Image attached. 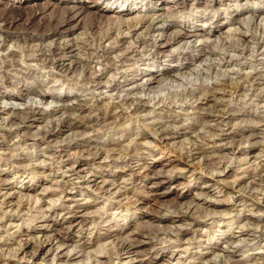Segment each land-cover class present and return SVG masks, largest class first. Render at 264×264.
Masks as SVG:
<instances>
[{
  "label": "rangeland",
  "instance_id": "rangeland-1",
  "mask_svg": "<svg viewBox=\"0 0 264 264\" xmlns=\"http://www.w3.org/2000/svg\"><path fill=\"white\" fill-rule=\"evenodd\" d=\"M161 1L0 0V264H264V0Z\"/></svg>",
  "mask_w": 264,
  "mask_h": 264
},
{
  "label": "bare ground",
  "instance_id": "bare-ground-1",
  "mask_svg": "<svg viewBox=\"0 0 264 264\" xmlns=\"http://www.w3.org/2000/svg\"><path fill=\"white\" fill-rule=\"evenodd\" d=\"M165 2V0H162L161 1V3H162V5H166V3H164ZM232 4V3H231ZM236 4H237V2H236ZM235 4V5H236ZM230 4H228V6H229ZM227 6V7H228ZM162 7H165V6H162ZM171 6H169V7H166L167 9L168 8H170ZM229 8V7H228ZM97 9H99L98 7H97ZM104 10H112V6L110 5L109 7H106V9H104ZM233 11H237V14H240V12H238V9H233ZM118 12V14L114 17L115 19H117V22H119L120 20L122 21L124 18H122V17H120L121 15H123V14H121V13H119L120 11H117ZM129 12V10H126V13H128ZM97 14H98V12H96ZM261 13V12H260ZM260 13H257L256 15L257 16H260L261 14ZM264 14V13H263ZM100 17H106V15H104V14H98ZM255 15V14H254ZM154 15H151V16H149V15H142L141 17H140V15H139V17L134 21V17H131L132 19H131V21H126V25H129V27L131 26L129 23L130 22H132V21H134L133 23V27H134V29H136V31L137 30H140V31H143V30H145V32H147V33H149V32H151L152 30H154V29H156L157 28V26L156 25H158L157 24V19H156V17H153ZM64 18V17H63ZM62 18V19H63ZM110 18H112V17H110ZM114 18H112V19H114ZM136 18V17H135ZM130 20V19H129ZM121 21L119 22V23H117V24H120L121 23ZM240 21V20H239ZM66 22H67V20L65 21L64 19L63 20H57L56 19V24H55V30H52V31H50V33H55L56 31L57 32H59V30L62 28V27H64L65 25H66ZM163 22V21H162ZM116 24V25H117ZM54 29V28H53ZM128 29V28H127ZM131 29V28H130ZM133 29V30H134ZM139 31V32H140ZM130 33V32H129ZM256 33V32H255ZM134 34H138V32H135ZM180 33L178 32L177 33V35H179ZM236 34V33H235ZM237 36H238V39L240 40V41H244V40H241L240 39V37L241 36H246V32L245 31H239V32H237V34H236ZM125 36V35H124ZM108 37V36H107ZM139 39H141V37H140V35H138L137 36ZM136 37V38H137ZM229 37H230V34H229ZM248 37H250V42H253L255 45H253V47L255 46V48L257 49V51H258V53L260 52V55H264V52H262L261 53V48H263V46H264V42H263V39H264V37H262V39H260L261 37H256V36H254V35H249ZM227 38V37H226ZM102 39V38H101ZM138 39V40H139ZM227 40V39H226ZM238 40V41H239ZM137 41V40H136ZM233 41V40H232ZM246 41V40H245ZM227 43V47L229 48V50H231V49H233V50H235V48H233L232 46L233 45H231L230 43V40L229 41H227L226 42ZM245 43V42H244ZM64 46H65V44H64ZM72 46V45H71ZM160 46V45H159ZM226 46V45H225ZM247 46H251V45H247ZM247 46H243L244 48H243V50L245 49V48H248ZM66 47L67 48H70V44L69 43H66ZM202 47V46H201ZM134 48V47H133ZM200 49V48H199ZM202 49V48H201ZM110 50V49H109ZM260 50V51H259ZM262 51H264L263 49H262ZM238 56V55H237ZM248 76V75H247ZM246 77V76H245ZM244 78V77H243ZM154 79H156V77L155 78H153V79H147V81H152V80H154ZM146 81V82H147ZM204 100L206 99V102L208 101V98H203ZM138 101V100H137ZM88 103H87V101L86 102H84L83 100H79L77 103H76V105L75 106H73V110L75 109V110H77V111H80V112H83L85 109H87L88 108V105H87ZM33 109V108H32ZM79 112V113H80ZM20 113V115H24V117L23 118H29V117H31V116H33V115H35L34 113V111L33 110H31L30 108H26V109H24V110H22V111H18V113L17 114H19ZM22 113V114H21ZM12 114L13 115H10L11 117H10V121L12 122V120H14V119H16L17 117H16V111H13L12 112ZM22 119V118H21ZM30 119V118H29ZM62 124H64V123H62ZM59 128V127H58ZM50 129V128H49ZM59 130V129H58ZM166 130V129H165ZM61 131V130H60ZM47 133V137H51V136H53V135H55L56 136V134L54 133V131L51 129V130H49L48 132H46ZM167 134V133H166ZM141 235V234H140ZM127 243V242H126ZM122 244V243H121ZM18 245H20V243L18 244ZM132 244H122V250H124V249H128L130 246H131ZM23 247H25V245L23 244L22 246L20 245V247L18 248V250H24V248Z\"/></svg>",
  "mask_w": 264,
  "mask_h": 264
}]
</instances>
